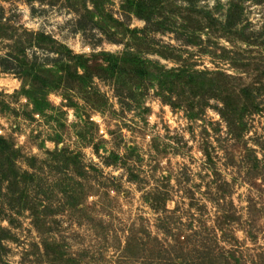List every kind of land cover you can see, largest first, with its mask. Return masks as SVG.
Masks as SVG:
<instances>
[{"label":"rangeland","instance_id":"374dc122","mask_svg":"<svg viewBox=\"0 0 264 264\" xmlns=\"http://www.w3.org/2000/svg\"><path fill=\"white\" fill-rule=\"evenodd\" d=\"M0 264H264V0H0Z\"/></svg>","mask_w":264,"mask_h":264},{"label":"trees","instance_id":"16d2710c","mask_svg":"<svg viewBox=\"0 0 264 264\" xmlns=\"http://www.w3.org/2000/svg\"><path fill=\"white\" fill-rule=\"evenodd\" d=\"M3 143H5V141L3 140V139H0V147H2L3 149H5V147L7 146L6 144H3ZM2 180H6V186H9L10 185V183L12 182V181H14V183H17L18 182V180H7L8 178H6V176H2V177H0ZM11 181V182H10Z\"/></svg>","mask_w":264,"mask_h":264}]
</instances>
